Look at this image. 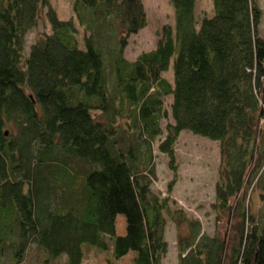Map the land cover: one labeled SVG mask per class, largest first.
I'll use <instances>...</instances> for the list:
<instances>
[{
	"label": "trees",
	"instance_id": "16d2710c",
	"mask_svg": "<svg viewBox=\"0 0 264 264\" xmlns=\"http://www.w3.org/2000/svg\"><path fill=\"white\" fill-rule=\"evenodd\" d=\"M169 2L173 22L129 60L128 38L146 24L142 0H72L80 45L75 20L47 0H0V264H31V244L44 262L82 264L89 246L106 264L128 252L132 264H164L167 220L177 264H264V221L247 193L264 163L261 8L211 0L212 15L196 20V0ZM41 16L50 32L26 46ZM166 95L172 121L162 128ZM183 129L218 143L211 208L216 222L233 220L229 237L204 232L169 196L175 174L164 196L151 189L153 142L162 135L157 149L175 173Z\"/></svg>",
	"mask_w": 264,
	"mask_h": 264
},
{
	"label": "rangeland",
	"instance_id": "374dc122",
	"mask_svg": "<svg viewBox=\"0 0 264 264\" xmlns=\"http://www.w3.org/2000/svg\"><path fill=\"white\" fill-rule=\"evenodd\" d=\"M48 4L56 11L60 19L75 20L76 38L79 45L82 44L83 26L75 19L72 9V0H47ZM145 7L146 24L133 33L128 38V43L124 49V56L131 60L134 59L141 51L152 49L158 37V31L165 23L173 22V9L169 0H142ZM262 15L258 26V32L264 36V0H258ZM213 12L211 0H196L195 3V19L199 20L202 16H211ZM44 15V13H43ZM45 16V15H44ZM50 32V25L45 18L41 16L37 26L28 31L25 35V43L28 46L32 43L38 33ZM168 80H172V69L169 65L168 69L162 73ZM171 96L166 95L163 98V108L167 112V116L161 119V127L163 128L167 122H171L170 117ZM98 114L97 112H95ZM264 123L263 121H261ZM162 137L159 136L153 142V160L155 175L151 182V189L159 192L162 196L167 193V183L175 174L176 181L172 186L169 196L181 206L188 216L196 218L200 221L202 230L208 234L214 232L218 227L220 233L224 236L231 235L228 227L230 222L229 216H223L218 222L215 221L216 213L211 208L214 198V184L217 180V170L219 164V148L217 141L200 134H194L189 130L183 129L179 133L175 144V173L168 167V159L166 155L157 149V143ZM264 131L258 138V144L264 145ZM264 165V163H263ZM262 165V167H263ZM261 167V169H262ZM260 169V171H261ZM257 174L253 183L248 189V203L251 212L260 222L264 221V172ZM125 223L123 215L119 214L115 220L116 232H123ZM123 227V228H122ZM177 231L174 224L167 220L164 232V238L167 241V251L162 258L164 264H177L176 250ZM133 252H128L117 260L118 264H132ZM64 257L61 256L50 262H44L45 255L41 249L30 245L24 257V263L31 264H63ZM1 264H7L4 258ZM82 264H106L104 254L89 246H84V258Z\"/></svg>",
	"mask_w": 264,
	"mask_h": 264
},
{
	"label": "crops",
	"instance_id": "0c3cea01",
	"mask_svg": "<svg viewBox=\"0 0 264 264\" xmlns=\"http://www.w3.org/2000/svg\"><path fill=\"white\" fill-rule=\"evenodd\" d=\"M123 228V227H122ZM123 230V232L122 233H120V234H123L124 233V229H122ZM117 234H119L118 232H116Z\"/></svg>",
	"mask_w": 264,
	"mask_h": 264
},
{
	"label": "water",
	"instance_id": "95a60500",
	"mask_svg": "<svg viewBox=\"0 0 264 264\" xmlns=\"http://www.w3.org/2000/svg\"><path fill=\"white\" fill-rule=\"evenodd\" d=\"M5 134H7V131H5Z\"/></svg>",
	"mask_w": 264,
	"mask_h": 264
}]
</instances>
